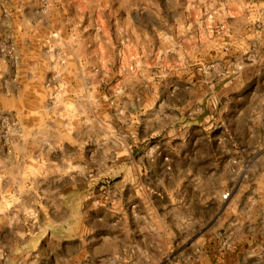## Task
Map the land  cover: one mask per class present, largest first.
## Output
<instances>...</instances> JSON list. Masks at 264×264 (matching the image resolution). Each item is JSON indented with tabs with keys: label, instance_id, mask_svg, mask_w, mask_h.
I'll return each mask as SVG.
<instances>
[{
	"label": "rangeland",
	"instance_id": "rangeland-1",
	"mask_svg": "<svg viewBox=\"0 0 264 264\" xmlns=\"http://www.w3.org/2000/svg\"><path fill=\"white\" fill-rule=\"evenodd\" d=\"M238 241L264 249V0H0V264Z\"/></svg>",
	"mask_w": 264,
	"mask_h": 264
},
{
	"label": "crops",
	"instance_id": "crops-1",
	"mask_svg": "<svg viewBox=\"0 0 264 264\" xmlns=\"http://www.w3.org/2000/svg\"><path fill=\"white\" fill-rule=\"evenodd\" d=\"M230 251H225L223 258L220 259L218 264H253L254 261L259 260L262 256H264V249L260 247H255L253 250L243 249L241 246L238 245L234 246L231 245ZM233 249V250H232ZM182 258V257H181ZM172 264H197L193 261L189 263L186 259L180 258L175 263Z\"/></svg>",
	"mask_w": 264,
	"mask_h": 264
},
{
	"label": "built area",
	"instance_id": "built-area-1",
	"mask_svg": "<svg viewBox=\"0 0 264 264\" xmlns=\"http://www.w3.org/2000/svg\"><path fill=\"white\" fill-rule=\"evenodd\" d=\"M223 196L225 199H227L229 197V193H225Z\"/></svg>",
	"mask_w": 264,
	"mask_h": 264
}]
</instances>
